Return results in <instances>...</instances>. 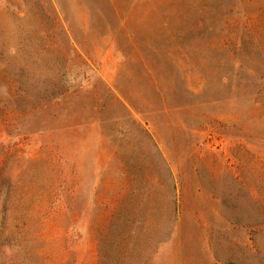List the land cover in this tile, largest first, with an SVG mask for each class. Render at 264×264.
Returning a JSON list of instances; mask_svg holds the SVG:
<instances>
[{"label":"rangeland","instance_id":"374dc122","mask_svg":"<svg viewBox=\"0 0 264 264\" xmlns=\"http://www.w3.org/2000/svg\"><path fill=\"white\" fill-rule=\"evenodd\" d=\"M223 4L183 56L172 9L0 0V264H264V0Z\"/></svg>","mask_w":264,"mask_h":264},{"label":"trees","instance_id":"16d2710c","mask_svg":"<svg viewBox=\"0 0 264 264\" xmlns=\"http://www.w3.org/2000/svg\"><path fill=\"white\" fill-rule=\"evenodd\" d=\"M223 1L225 0H103V5L118 20V23L121 22L123 25H125L127 20V17L122 15V10L124 9L139 8L141 6H147L154 10L172 9L171 11H174L176 17H182V22L177 25L180 26L182 24V27H187V29L181 27L180 30L172 33L170 36L173 44L172 48L177 53L187 56L191 53V50L180 45V41H190L191 45H201V40L207 34L206 32L215 30L218 23L224 21L223 16L230 12V9L228 10V6L223 4ZM103 22L105 27L113 31L111 32L114 40L123 55L125 51L121 47L124 44L119 39V32L118 35L115 34L117 26H113L107 18ZM162 23L163 27L167 28L169 18H165ZM143 40L144 44L149 42L147 38H143Z\"/></svg>","mask_w":264,"mask_h":264}]
</instances>
